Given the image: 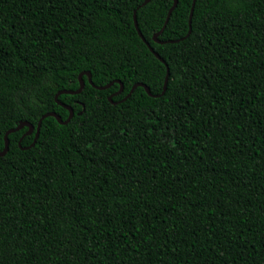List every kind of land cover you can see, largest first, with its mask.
Returning <instances> with one entry per match:
<instances>
[{
  "label": "trees",
  "instance_id": "16d2710c",
  "mask_svg": "<svg viewBox=\"0 0 264 264\" xmlns=\"http://www.w3.org/2000/svg\"><path fill=\"white\" fill-rule=\"evenodd\" d=\"M143 1L0 0V264H264V0Z\"/></svg>",
  "mask_w": 264,
  "mask_h": 264
},
{
  "label": "water",
  "instance_id": "95a60500",
  "mask_svg": "<svg viewBox=\"0 0 264 264\" xmlns=\"http://www.w3.org/2000/svg\"><path fill=\"white\" fill-rule=\"evenodd\" d=\"M150 0H144L143 1V3L142 4H146L147 2H149ZM195 1L196 0H193V5H192V9H191V13H190V16H189V31H188V33H187V35H189L190 34V32H191V23H192V15H193V10H194V4H195ZM177 4H178V0H174V3H173V5H172V7L169 9V12H168V16H167V19H166V22H165V24H164V26L162 27V29L159 31V32H156L154 35H153V39L155 40V41H157V42H160V43H165L166 42V40H160L158 37H159V35H160V33L164 30V28H165V25H166V23L168 22V20H169V18H170V15H171V13H172V11H173V9L177 6ZM134 21H135V26H136V28H137V31H138V33H139V35L142 37V39L147 43V45L149 46V48H150V50L161 60V61H163L164 63H166V61H165V59L150 45V43H149V41L146 39V37L143 35V33H142V31H141V29H140V27H139V24H138V21H137V9H135L134 10ZM186 35V36H187ZM186 36H184V37H186ZM184 37H182V38H184ZM177 40H180V39H172V40H169V41H177ZM169 65L167 64V75H166V78H165V82H164V86H163V90H162V92L161 93H157V94H154V93H152L151 92V90H150V87L146 84V83H144V82H136L133 86H132V88L130 89V91L120 100V101H123V100H125V99H127L131 94H132V92L136 89V87H138V86H143L145 89H146V91L150 94V95H152V96H159V95H162L165 91H166V89H167V85H168V78H169ZM84 74H87L88 75V79H89V81H90V83L91 84H93L95 87H97L98 89H105V88H108V87H110L112 84H113V82H110V83H108V84H105V85H96V84H94V82H93V80H92V74H91V72L90 71H82L80 74H79V78H80V86L77 88V89H61V90H59L57 93H56V95H55V98H56V101L58 102V103H60L61 105H63V106H65V107H67L68 109H69V111H70V113H69V115H68V117L66 118V119H63L62 118V116L60 115V114H58V113H56L55 111H49V112H46V113H44L43 115H42V117L40 118V120H39V122H38V125H37V127H36V132H35V137H34V140L32 141V143L30 144V145H28V146H22L21 145V143H19L20 144V146H21V148H23V149H26V148H29V147H32V146H34L35 144H36V142H37V139H38V137H39V134H40V129H41V125H42V121H43V119L45 118V117H47V116H55L57 119H58V121L60 122V123H63V124H66V123H68L69 121H70V119L72 118V116L74 115V110H73V108L71 107V106H69V105H67V104H65V103H63L60 99H59V95L61 94V93H80L82 90H83V88H84V86H85V80H84V78H83V75ZM117 81H119V80H117ZM123 84H122V82H121V88H120V90L118 91V93H120L122 90H123ZM112 96H113V94H111L108 98H109V100L111 101V102H113V103H116V102H118V101H114L113 99H112ZM25 125H27L28 127H29V129L27 130V132L26 133H28V134H30V133H32L33 131H34V129H35V125L34 124H32V123H29V122H21L19 125H17L15 128H12V129H10V130H8L7 131V133H6V135H5V145H4V148L3 149H1L0 148V156H3V155H5L7 152H8V150H9V147H10V140H9V138H8V134L10 133V132H13V131H15V130H18V129H20V128H22L23 126H25Z\"/></svg>",
  "mask_w": 264,
  "mask_h": 264
}]
</instances>
